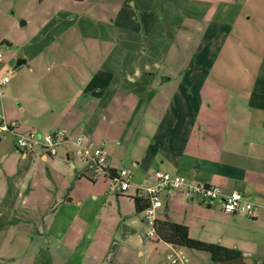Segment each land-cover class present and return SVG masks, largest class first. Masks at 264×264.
<instances>
[{"label": "crops", "instance_id": "1", "mask_svg": "<svg viewBox=\"0 0 264 264\" xmlns=\"http://www.w3.org/2000/svg\"><path fill=\"white\" fill-rule=\"evenodd\" d=\"M150 1L121 0L107 21L81 11L103 0H0L1 45L29 24L31 48L45 41L16 66L29 65L26 92L4 102L10 83L2 88L0 113L22 133L62 130L70 142L104 146L107 167L131 176L120 193L108 178L93 180L72 142L64 161L0 137V264H172L176 252L186 264H214L205 251L148 236L133 199L157 171L253 202L247 217L171 193L156 219L243 253L218 264H264V0H164L161 20ZM138 11L146 36L163 33L135 36ZM87 25L106 34L85 35ZM200 25L199 52L176 69L159 26H174L176 47Z\"/></svg>", "mask_w": 264, "mask_h": 264}, {"label": "built area", "instance_id": "2", "mask_svg": "<svg viewBox=\"0 0 264 264\" xmlns=\"http://www.w3.org/2000/svg\"><path fill=\"white\" fill-rule=\"evenodd\" d=\"M3 61L4 55L0 51V63ZM10 81L9 76H0V97H2V88L7 86ZM8 134L15 136V143L21 150L30 154L41 153L45 157L58 156V148L72 142L76 149V155L81 160L83 167L90 170L93 180L108 178L111 185L120 193L127 192L131 187V176L127 171L122 170L116 175H112L111 169L106 165L109 151L104 146L94 147L92 143H86L82 137L70 142L62 130L48 134H39L35 131L22 133L18 131V122L6 120L0 113V137ZM155 177L157 180L155 184L138 189V197L146 198L149 201V206L144 212V219L151 227L148 236L152 239H157L158 236L155 231V224L156 218H158V210L163 207V196L171 193H183L190 197H196L208 205L218 202L222 210L228 214L247 217L255 215L256 205L247 200L240 192L226 195L219 188L207 184H195L185 177L172 176L162 171H157ZM187 262L188 258L182 252H176L171 256L172 264H186Z\"/></svg>", "mask_w": 264, "mask_h": 264}, {"label": "rangeland", "instance_id": "3", "mask_svg": "<svg viewBox=\"0 0 264 264\" xmlns=\"http://www.w3.org/2000/svg\"><path fill=\"white\" fill-rule=\"evenodd\" d=\"M120 1L121 0H103V4L100 5L97 9L90 7V8H86V10L82 9L81 11L84 12L85 14H87L88 16L90 15V16H95V17H103L104 20L110 21L111 18L113 16H115V14L117 12V8H114V5L119 4ZM149 1L150 0H148V2ZM151 1H150V3H151ZM154 1L156 2L155 6L150 11L158 14V16H159L158 19H160V18L162 19L163 17L159 13L160 8H158L159 6H157V5H158V3L161 4L165 1L164 0L163 1L162 0H154ZM53 10H54V8L50 9L49 11H53ZM141 17H142V13L138 11L136 13V17H135L136 19L134 21V26H135V28L138 26L139 27L141 26L142 31L137 32L135 30L136 31L135 34H137L135 36H141L143 38L145 37L144 39L152 38V36L156 34L157 30H155V32L153 34L146 36L147 35L146 32L143 31V25H141V22H142L140 19ZM74 19H76V18H73V21H74ZM79 19H80V21H85L82 18H79ZM21 21H24V19ZM39 21H41V19H39ZM70 21H72V20L70 19ZM142 24H143V22H142ZM159 27L160 28L162 27L164 29L166 28L165 34H164L165 35L164 36V39H165L164 42H165L166 47H169L168 49L172 52L171 55H173L175 57V68L177 67L179 70L185 66L184 65L185 61H188L189 58L191 59L194 55H196L197 52H199V49L197 48V46L199 45L201 38L204 37V35H205V30H204L205 27H202V25L199 26V28H202V32L199 31V32L193 33L190 43L186 42V40L183 38L181 39V38L177 37L176 47L175 46L170 47V45L174 41L173 36H175L174 35L175 34L174 33V26H159ZM81 29H82V32L85 33V35H104V34H106L105 30H103V29L100 31V29H98L97 27L93 28V27H89L88 25L86 27L82 26ZM32 31H33V26L29 24L28 26L17 29L15 32H12V31L9 32L8 38L10 41H12V45H8L6 43L1 45V43H0V51L5 57V63L1 68L0 76L7 75L10 77V80H11L8 89L3 91L5 93L4 102L9 101V100L12 101V99H14L16 96H18L20 94H24L26 92L27 81L30 80L29 73H27V71L29 69V65L28 64L23 65L19 71V68L16 67L17 63L19 60L24 59V55L27 54V52L29 50H31V49L33 50L34 44L36 42L42 43V45L39 48H43V44L45 43L44 40H35L34 42H32L33 47L31 48V46L28 44V39H29V36H31V33H33ZM75 33H77V32H75ZM157 33L158 34L163 33L162 29H161V32H157ZM88 55H89V53H88ZM178 82L179 81H176V83L174 82L175 88H176ZM16 104L18 105L17 101H16ZM70 147L72 149V154L79 161L80 159L76 155L75 147H72V146H70ZM66 151H67L66 147H64L62 145L58 148L59 156L63 157L64 161H66V159H67V156L65 155Z\"/></svg>", "mask_w": 264, "mask_h": 264}, {"label": "trees", "instance_id": "4", "mask_svg": "<svg viewBox=\"0 0 264 264\" xmlns=\"http://www.w3.org/2000/svg\"><path fill=\"white\" fill-rule=\"evenodd\" d=\"M112 175H116V170H110ZM134 203L137 213H144L149 206V201L143 197H134ZM155 231L157 240L169 243L175 247L188 248L195 251H205L209 253L214 264L226 263L235 261L243 256L239 250L227 249L221 245L209 244L204 241L190 238L189 229L187 226L175 224L171 221H156Z\"/></svg>", "mask_w": 264, "mask_h": 264}, {"label": "water", "instance_id": "5", "mask_svg": "<svg viewBox=\"0 0 264 264\" xmlns=\"http://www.w3.org/2000/svg\"><path fill=\"white\" fill-rule=\"evenodd\" d=\"M23 63H25L24 60H19L17 65H21V64H23Z\"/></svg>", "mask_w": 264, "mask_h": 264}]
</instances>
